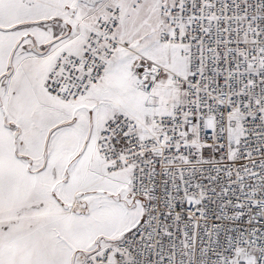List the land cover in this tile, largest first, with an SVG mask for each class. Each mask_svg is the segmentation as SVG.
I'll return each instance as SVG.
<instances>
[{
    "label": "snow or ice",
    "instance_id": "obj_1",
    "mask_svg": "<svg viewBox=\"0 0 264 264\" xmlns=\"http://www.w3.org/2000/svg\"><path fill=\"white\" fill-rule=\"evenodd\" d=\"M0 264H264V0H0Z\"/></svg>",
    "mask_w": 264,
    "mask_h": 264
}]
</instances>
